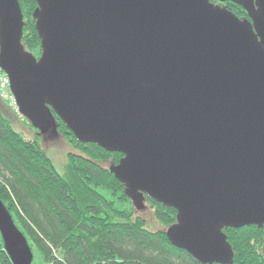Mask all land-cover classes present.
Listing matches in <instances>:
<instances>
[{"label": "water", "instance_id": "obj_1", "mask_svg": "<svg viewBox=\"0 0 264 264\" xmlns=\"http://www.w3.org/2000/svg\"><path fill=\"white\" fill-rule=\"evenodd\" d=\"M36 1L38 59L21 46L18 0H0L19 115L46 131L54 114L78 143L120 153L110 172L135 208H173V246L231 264L222 229L264 226V0ZM0 237L12 264H32L1 199Z\"/></svg>", "mask_w": 264, "mask_h": 264}, {"label": "trees", "instance_id": "obj_2", "mask_svg": "<svg viewBox=\"0 0 264 264\" xmlns=\"http://www.w3.org/2000/svg\"><path fill=\"white\" fill-rule=\"evenodd\" d=\"M18 3L23 17L21 46L38 59L42 49L34 17L37 1ZM231 12L239 15L241 8L235 6ZM1 106L0 199L46 264H201L170 243L166 232L176 224L173 208L146 198L154 218L167 229L145 227L125 185L110 172L123 157L120 153L78 143L53 114L56 130L79 151L69 152L58 172L40 142L17 131ZM222 232L232 250L231 264H264V226ZM0 264H12L1 237Z\"/></svg>", "mask_w": 264, "mask_h": 264}, {"label": "rangeland", "instance_id": "obj_3", "mask_svg": "<svg viewBox=\"0 0 264 264\" xmlns=\"http://www.w3.org/2000/svg\"><path fill=\"white\" fill-rule=\"evenodd\" d=\"M224 7L227 9V5ZM0 104L5 110L6 117L13 122V126L17 131L21 132L25 138H36L40 142L42 148L47 152L49 157L52 158L54 166L58 172H62L63 165L66 162L67 154L69 152L79 153V151L72 147V145L67 142V139L56 130L55 121L50 124L46 131H42L39 128L34 127L24 117H21L7 98L3 99L0 97ZM23 119L26 120L28 124L24 123ZM100 164L108 166L107 163ZM135 212L138 216L145 219V227L148 230L167 229L166 226H163L154 218V211L150 207L149 201L146 198L143 200L141 208H135ZM262 254L264 255V245L262 248ZM32 264H46L43 255L36 248L33 249Z\"/></svg>", "mask_w": 264, "mask_h": 264}, {"label": "built area", "instance_id": "obj_4", "mask_svg": "<svg viewBox=\"0 0 264 264\" xmlns=\"http://www.w3.org/2000/svg\"><path fill=\"white\" fill-rule=\"evenodd\" d=\"M0 97L3 99L7 98L8 100H10L11 105L13 106L15 111L18 113L14 98L10 92L9 79L5 75V73L2 71L1 67H0Z\"/></svg>", "mask_w": 264, "mask_h": 264}, {"label": "flooded vegetation", "instance_id": "obj_5", "mask_svg": "<svg viewBox=\"0 0 264 264\" xmlns=\"http://www.w3.org/2000/svg\"><path fill=\"white\" fill-rule=\"evenodd\" d=\"M212 4L214 5V6H217V7H221V8H223L224 6H226V4L229 6V8H228V6H227V9H228V11H230L231 12V9H234V7L235 6H238V7H240L241 8V13L239 14V15H237V14H234L240 21H242V22H244V21H246V22H249V23H252V21H251V19L249 18V15H248V12L243 8V7H241V6H239V5H236V4H234V3H232V2H224V3H219V2H212ZM232 13V12H231ZM233 14V13H232Z\"/></svg>", "mask_w": 264, "mask_h": 264}]
</instances>
